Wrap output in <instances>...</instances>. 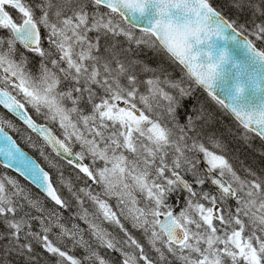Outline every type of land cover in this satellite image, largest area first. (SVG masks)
Returning <instances> with one entry per match:
<instances>
[{
    "label": "snow or ice",
    "instance_id": "1",
    "mask_svg": "<svg viewBox=\"0 0 264 264\" xmlns=\"http://www.w3.org/2000/svg\"><path fill=\"white\" fill-rule=\"evenodd\" d=\"M220 115L264 147V0H0V264H264Z\"/></svg>",
    "mask_w": 264,
    "mask_h": 264
},
{
    "label": "trees",
    "instance_id": "2",
    "mask_svg": "<svg viewBox=\"0 0 264 264\" xmlns=\"http://www.w3.org/2000/svg\"><path fill=\"white\" fill-rule=\"evenodd\" d=\"M144 58L154 64L162 63L161 57L151 53L146 52ZM167 67V64H164ZM169 68V71H172ZM218 124L215 126V131L218 136L225 137L224 143L226 145V154L232 162L237 167H251L257 171L264 169V147L257 140L252 144L243 142L238 136L235 135L234 129L229 120L225 119L222 115L217 117ZM19 142L21 146L30 151L34 156L37 154L28 147L14 132L7 129Z\"/></svg>",
    "mask_w": 264,
    "mask_h": 264
},
{
    "label": "water",
    "instance_id": "3",
    "mask_svg": "<svg viewBox=\"0 0 264 264\" xmlns=\"http://www.w3.org/2000/svg\"><path fill=\"white\" fill-rule=\"evenodd\" d=\"M5 132L12 137L13 140L14 137L8 132L5 130ZM16 141V140H15ZM17 142V141H16ZM17 145L21 148V150L24 152L25 156L29 159V160H36L32 155H30L27 151H25L18 143ZM5 141H4V138H3V135H0V148H3L5 147ZM4 161V156L2 154H0V163H2ZM37 161V160H36ZM38 162V161H37Z\"/></svg>",
    "mask_w": 264,
    "mask_h": 264
},
{
    "label": "bare ground",
    "instance_id": "4",
    "mask_svg": "<svg viewBox=\"0 0 264 264\" xmlns=\"http://www.w3.org/2000/svg\"><path fill=\"white\" fill-rule=\"evenodd\" d=\"M35 159L37 160V157H35ZM38 161V160H37ZM38 162H40V161H38ZM13 174H15V173H13Z\"/></svg>",
    "mask_w": 264,
    "mask_h": 264
}]
</instances>
